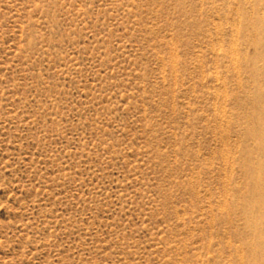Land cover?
<instances>
[{
	"label": "rangeland",
	"instance_id": "1",
	"mask_svg": "<svg viewBox=\"0 0 264 264\" xmlns=\"http://www.w3.org/2000/svg\"><path fill=\"white\" fill-rule=\"evenodd\" d=\"M259 2L0 0V264L262 260Z\"/></svg>",
	"mask_w": 264,
	"mask_h": 264
},
{
	"label": "bare ground",
	"instance_id": "2",
	"mask_svg": "<svg viewBox=\"0 0 264 264\" xmlns=\"http://www.w3.org/2000/svg\"><path fill=\"white\" fill-rule=\"evenodd\" d=\"M255 10L261 11L264 9V3L256 4ZM257 29L256 41L259 53L264 58V11ZM253 23V22H252ZM255 23V22H254ZM262 67L256 61L255 70L264 74ZM254 72V71H252ZM255 112L250 115L249 129L247 130L250 141L253 142L254 153L258 155H251L248 159V180L250 183V190L254 193L251 198L246 201V209L252 215V219L258 222V219L264 217V84L260 82V86L255 91L254 95ZM254 230L261 235L256 240L257 246L263 251L264 247V222H259ZM259 255V252H258ZM264 256V252L262 257ZM249 262L253 264H264V257L262 260L255 255L250 257Z\"/></svg>",
	"mask_w": 264,
	"mask_h": 264
}]
</instances>
